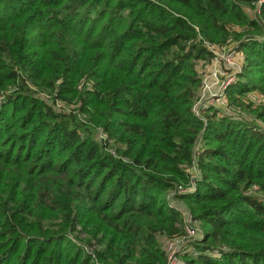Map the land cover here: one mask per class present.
<instances>
[{"label":"trees","instance_id":"1","mask_svg":"<svg viewBox=\"0 0 264 264\" xmlns=\"http://www.w3.org/2000/svg\"><path fill=\"white\" fill-rule=\"evenodd\" d=\"M252 2L0 0V264H264ZM207 43L244 51L243 115L194 113Z\"/></svg>","mask_w":264,"mask_h":264},{"label":"built area","instance_id":"2","mask_svg":"<svg viewBox=\"0 0 264 264\" xmlns=\"http://www.w3.org/2000/svg\"><path fill=\"white\" fill-rule=\"evenodd\" d=\"M255 12L258 13V8L260 5L264 3V0H254ZM207 48L212 52L213 57L210 62H204L202 68L200 70L201 75V82L199 86V97L195 106L193 107V111L196 115H201V109H209L210 107L219 108L223 113L226 115H230L228 112L235 111L236 114L240 113L243 115V112L239 108H232L230 105H226L225 97H226V90L229 85L232 83L230 82L233 77H235L241 70L244 62V53L242 50H238L237 45H210L207 43ZM222 54V55H221ZM201 61V60H200ZM199 61V62H200ZM217 62V68L215 72H210L212 68H207L210 66L212 62ZM207 68V69H206ZM219 80L221 81L219 89L214 93H210L211 101H205L198 105L200 102L201 95L206 91L205 89L209 88L208 81L209 80ZM224 79V80H223ZM209 92V91H208ZM247 100L253 101L254 104L258 103L260 100L261 102L264 101V96L259 94L258 92H249L247 93L246 97ZM224 102V103H223ZM216 103V104H215ZM223 103V104H222ZM198 105V107H197ZM223 105V107H217ZM231 108V109H230ZM234 112V113H235ZM245 115V114H244ZM250 120L254 119L249 117ZM205 122V119H203ZM257 125H263V123L253 121ZM252 122V123H253ZM191 189L184 188L181 191L186 192L190 191ZM185 231L188 238L194 237L197 234L196 231V220H192L189 215H185ZM185 237H175L164 241V249L166 251L167 256V264H181V250H182V240Z\"/></svg>","mask_w":264,"mask_h":264},{"label":"rangeland","instance_id":"3","mask_svg":"<svg viewBox=\"0 0 264 264\" xmlns=\"http://www.w3.org/2000/svg\"><path fill=\"white\" fill-rule=\"evenodd\" d=\"M254 1V0H253ZM253 6H250L249 5V7H255L254 6V2H252L251 3ZM248 11H249V13H251L252 15L254 14V12L252 13V11L250 10V9H247ZM253 10V9H252ZM242 52L244 53V51L242 50ZM222 55V54H221ZM241 63H243V62H241ZM204 64V62L203 61H200L199 63H198V66H197V68L199 67V68H202V65ZM218 64H217V62H212L211 63V65L210 66H207V68L209 69V68H212L211 70H210V72H215V69L218 67L217 66ZM206 68V69H207ZM242 71V70H241ZM241 71L235 76V77H233L232 78V80L230 81V82H232L230 85H229V87L227 88V90H226V97H225V102H226V105L228 106L229 104V102H228V98H227V91H228V89L231 87V85H233L234 83H236L237 81H238V75L241 73ZM224 80V79H223ZM222 81V80H221ZM221 81H219V80H216V79H213V80H209L208 81V85H209V88H208V90H207V88L205 89L206 91L201 95V98H200V102H198V105L200 104V103H202V102H205V101H211V98H210V93H214L215 91H217L218 89H219V86H220V83H221ZM209 91V92H208ZM224 103V102H223ZM222 103V104H223ZM216 104V103H215ZM198 105H197V107H198ZM264 105V101H262L261 102V100L258 102V103H256V104H253V107H261V106H263ZM217 107H223V105H220V106H217ZM211 108V107H210ZM233 108V107H232ZM231 109V108H230ZM236 111V110H235ZM235 111H232V112H228V113H230V115H236L237 116V114H236V112ZM235 112V113H234ZM251 122H253V121H257V122H260V123H263L264 121H263V119L262 118H254V119H252V120H250Z\"/></svg>","mask_w":264,"mask_h":264}]
</instances>
